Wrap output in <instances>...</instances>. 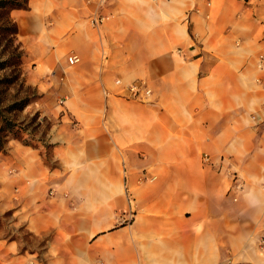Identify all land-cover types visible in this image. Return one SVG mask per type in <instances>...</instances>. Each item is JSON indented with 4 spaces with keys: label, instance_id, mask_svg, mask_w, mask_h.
Instances as JSON below:
<instances>
[{
    "label": "crops",
    "instance_id": "0c3cea01",
    "mask_svg": "<svg viewBox=\"0 0 264 264\" xmlns=\"http://www.w3.org/2000/svg\"><path fill=\"white\" fill-rule=\"evenodd\" d=\"M11 17L56 166L29 148L0 191L47 189L19 213L47 203L26 225L52 231L53 264H264V0H28Z\"/></svg>",
    "mask_w": 264,
    "mask_h": 264
},
{
    "label": "rangeland",
    "instance_id": "374dc122",
    "mask_svg": "<svg viewBox=\"0 0 264 264\" xmlns=\"http://www.w3.org/2000/svg\"><path fill=\"white\" fill-rule=\"evenodd\" d=\"M5 42H0V66L4 63L6 57ZM22 68V65H21ZM23 74V70H22ZM11 71L1 70L0 80L5 77H11ZM24 78V77H23ZM25 80V78H24ZM26 86L33 88L30 84L25 82V87L21 88L19 84L13 86L0 85V95L4 97L2 107H14L17 104L23 102L25 98L32 96L31 93L33 89L29 90ZM4 93V95H3ZM38 96V95H37ZM45 100H42L40 96L38 98L31 99L28 105L22 111H5L6 117L16 123H22L26 128L30 130L31 133H35L36 137H40V133L45 130V125L40 126L37 129L36 122L41 118L40 107L43 106ZM8 110V109H7ZM39 112L40 116L36 120L35 114ZM50 121L47 120V132L50 129ZM27 136L25 135L24 138ZM47 137V136H46ZM45 137V138H46ZM7 149L10 150V154L5 151H0V171L4 175L11 176L20 173L21 163L17 160L18 158L26 159L28 154L32 153L29 148L38 149L40 156V165L43 170L47 166H56V162L52 159L50 148L47 150L41 146V144L32 142L29 146H24L17 140L10 139L7 144ZM38 161V159H37ZM25 168V166H24ZM24 179L27 178L26 175L23 176ZM21 184L15 186V190L19 189ZM36 193L35 196L33 194ZM47 197V189L41 185H37L33 188L32 193L29 196L21 197L18 191L2 192L0 191V203H14L15 209L12 211L11 215L5 216L6 212L11 210L0 211V238H6L7 241H15L17 244V253L9 254L4 248L0 249V264H53V260L49 255L47 256V246L52 235L51 230H44L41 234L30 230L27 225V219L33 213H41L43 220L47 222V203H43V206L34 207L33 204L24 208L20 213L21 203L31 202L38 198L44 199ZM41 201H36L35 203L40 204ZM45 204V205H44ZM33 229V227H31ZM58 256L54 257L55 263H58ZM66 258V257H65ZM53 262V263H52Z\"/></svg>",
    "mask_w": 264,
    "mask_h": 264
},
{
    "label": "trees",
    "instance_id": "16d2710c",
    "mask_svg": "<svg viewBox=\"0 0 264 264\" xmlns=\"http://www.w3.org/2000/svg\"><path fill=\"white\" fill-rule=\"evenodd\" d=\"M28 6V0H0V42H5L6 54L4 55L6 59L4 63H1V70L11 71V77H5L0 80V85L10 87L19 84L21 88L25 87V80L22 74V57L23 51L20 45L16 42L17 25L12 20L11 11L18 9H26ZM29 90L33 89L31 95L25 98L23 102L17 104L14 107H2L4 97L0 96V151L5 152V145L10 139L17 140L23 145L29 146L32 142L41 144L47 150V119L45 117L39 118V112H36L35 119L37 129L45 125V130L42 131L40 137H36L35 133H31L28 128H26L22 123H16L6 117L5 111L12 112L15 110L22 111L28 105L29 101L34 98H38L37 93L34 88L26 86ZM2 94V92H1ZM0 94V95H1ZM4 95V93H3ZM8 109V110H7ZM27 136L24 138V136ZM12 211L6 212L4 215H11Z\"/></svg>",
    "mask_w": 264,
    "mask_h": 264
},
{
    "label": "built area",
    "instance_id": "2783aa9c",
    "mask_svg": "<svg viewBox=\"0 0 264 264\" xmlns=\"http://www.w3.org/2000/svg\"><path fill=\"white\" fill-rule=\"evenodd\" d=\"M103 20V17L91 18V24L95 25ZM79 58L76 55H69L67 62L69 65L78 63ZM117 85H121L119 80L115 82ZM124 91L128 93V98L137 101H146L150 96V90L143 83H133L124 87ZM204 161H208V156H203Z\"/></svg>",
    "mask_w": 264,
    "mask_h": 264
}]
</instances>
